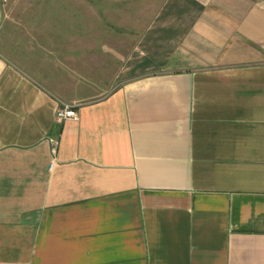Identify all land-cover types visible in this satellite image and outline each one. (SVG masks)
Masks as SVG:
<instances>
[{
  "label": "crops",
  "instance_id": "obj_1",
  "mask_svg": "<svg viewBox=\"0 0 264 264\" xmlns=\"http://www.w3.org/2000/svg\"><path fill=\"white\" fill-rule=\"evenodd\" d=\"M24 1L0 0V264H264V0H99L87 29Z\"/></svg>",
  "mask_w": 264,
  "mask_h": 264
},
{
  "label": "rangeland",
  "instance_id": "obj_2",
  "mask_svg": "<svg viewBox=\"0 0 264 264\" xmlns=\"http://www.w3.org/2000/svg\"><path fill=\"white\" fill-rule=\"evenodd\" d=\"M11 1L14 5L12 8L14 9L15 12L18 11H25L27 8H31V11H34V8L37 7L36 5L32 4L34 1H24V0H9ZM110 0H107V2ZM31 2V4H29ZM59 5L56 6L59 11L57 12L58 14L62 15L63 13H73L75 14V17L73 18V21L71 20L69 22V25L73 24V28L75 29H87L88 28V19L86 16H88V7H90V13L96 14L99 13L100 5H99V0H59ZM27 3V4H24ZM105 8H109L111 6H104ZM107 12H112V14L106 16V24L108 28H116L119 26V21L116 20V15L113 13V11H108ZM83 16H85V21L83 20ZM103 19V18H102ZM61 23V22H60ZM64 23H66L64 21ZM92 27L96 26L99 27L100 24H102L101 21L95 19L91 21ZM70 27V26H69Z\"/></svg>",
  "mask_w": 264,
  "mask_h": 264
},
{
  "label": "built area",
  "instance_id": "obj_3",
  "mask_svg": "<svg viewBox=\"0 0 264 264\" xmlns=\"http://www.w3.org/2000/svg\"><path fill=\"white\" fill-rule=\"evenodd\" d=\"M6 1V0H4ZM56 116L59 119H73L77 120L79 118V112L78 109L76 108V105L74 104H62L58 108L56 112ZM53 166V163L50 165V167Z\"/></svg>",
  "mask_w": 264,
  "mask_h": 264
}]
</instances>
